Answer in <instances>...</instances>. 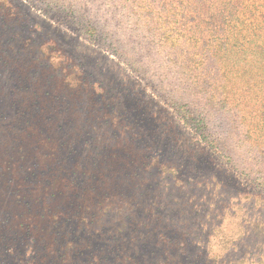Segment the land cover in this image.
<instances>
[{
    "label": "rangeland",
    "instance_id": "rangeland-1",
    "mask_svg": "<svg viewBox=\"0 0 264 264\" xmlns=\"http://www.w3.org/2000/svg\"><path fill=\"white\" fill-rule=\"evenodd\" d=\"M210 6L0 0V89L4 105L26 88L53 92L75 111L100 108L106 117L92 124L112 144L133 140L128 150L144 156L131 185L172 194L178 206L167 211L177 226L182 211L195 221L192 238L178 245L187 254L181 264H264L262 62L244 57L251 58L252 39L245 55L229 52L225 12ZM35 232L24 230L16 246L29 250ZM19 248L15 258L2 248L0 264H26L28 251Z\"/></svg>",
    "mask_w": 264,
    "mask_h": 264
},
{
    "label": "trees",
    "instance_id": "trees-1",
    "mask_svg": "<svg viewBox=\"0 0 264 264\" xmlns=\"http://www.w3.org/2000/svg\"><path fill=\"white\" fill-rule=\"evenodd\" d=\"M210 1L213 10L225 12L229 52L238 48L245 55V42L252 39L251 58L244 57L264 64V0ZM21 90L10 92L12 102L4 105L0 89L2 253L17 257L16 247L25 249L16 246L17 238L35 228L26 264H181L187 254L178 245L192 238L195 221L182 211L177 226L167 211L178 206L172 194L166 199L146 182L131 185L145 163L143 155L128 150L133 140L112 144L92 124L106 117L100 108L86 103L75 111L53 92ZM187 206L198 215L195 205Z\"/></svg>",
    "mask_w": 264,
    "mask_h": 264
}]
</instances>
